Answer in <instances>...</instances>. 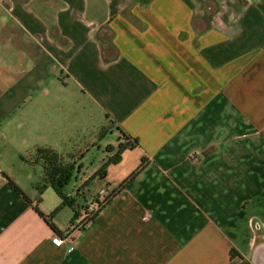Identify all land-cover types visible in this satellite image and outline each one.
<instances>
[{
    "label": "crops",
    "instance_id": "obj_1",
    "mask_svg": "<svg viewBox=\"0 0 264 264\" xmlns=\"http://www.w3.org/2000/svg\"><path fill=\"white\" fill-rule=\"evenodd\" d=\"M119 130L139 146L102 190L145 168L80 230L63 208L61 238L35 210L61 205L40 150L78 167L81 207ZM260 246L264 0H0V264H254Z\"/></svg>",
    "mask_w": 264,
    "mask_h": 264
},
{
    "label": "trees",
    "instance_id": "obj_2",
    "mask_svg": "<svg viewBox=\"0 0 264 264\" xmlns=\"http://www.w3.org/2000/svg\"><path fill=\"white\" fill-rule=\"evenodd\" d=\"M120 131V142L118 146L115 148L113 146H108L106 148L107 158L104 159L101 168L94 174L89 180L83 183L82 188L78 190L76 193L81 195V192L84 191L85 187L89 185V182L95 180L96 178H103L107 174V170L112 165L117 164L122 155L129 150H134L139 146V141L137 139L128 136L122 130ZM43 158L45 159L46 168L49 173L50 184L53 190L56 192L58 197L61 199V205L56 208L49 216L44 215L38 208H35L36 212L50 225L51 229L59 235L61 238L63 234L60 230L52 223V219L65 207H69L73 210V226L76 227L77 230L82 229L93 223L101 213V211L110 204L113 199H115L121 192H123L126 187L131 183L139 173L145 168L146 162L143 159L141 166L138 168L136 172H134L127 180H125L117 189L112 191L107 197L103 200H93L91 203L79 207L77 204V198L70 195L66 191V187L70 184L71 180L74 178L76 167L74 164L68 166L64 169L57 168L52 162V152L47 150H40L39 152ZM79 169H82V166H79ZM13 187L18 191L21 190L11 182ZM80 193V194H79ZM41 200H39L40 202ZM75 224H77L75 226Z\"/></svg>",
    "mask_w": 264,
    "mask_h": 264
},
{
    "label": "rangeland",
    "instance_id": "obj_3",
    "mask_svg": "<svg viewBox=\"0 0 264 264\" xmlns=\"http://www.w3.org/2000/svg\"><path fill=\"white\" fill-rule=\"evenodd\" d=\"M106 33H104L105 35ZM97 150L93 149L92 151V155H90V158L88 159L87 163H86V167L87 168H92L95 167L98 164V160L99 157L97 156ZM78 169V167H76V170ZM108 179L106 177L103 178H98L97 180H93L91 182H89V185L85 187L83 192H86V197L90 196L92 193H95L96 195L99 194V192H101L102 189H106L108 187ZM77 184L75 178H73L70 182V184L66 187V191H71L73 190V188L75 187V185Z\"/></svg>",
    "mask_w": 264,
    "mask_h": 264
},
{
    "label": "water",
    "instance_id": "obj_4",
    "mask_svg": "<svg viewBox=\"0 0 264 264\" xmlns=\"http://www.w3.org/2000/svg\"><path fill=\"white\" fill-rule=\"evenodd\" d=\"M264 263V246H260L254 255V264Z\"/></svg>",
    "mask_w": 264,
    "mask_h": 264
},
{
    "label": "built area",
    "instance_id": "obj_5",
    "mask_svg": "<svg viewBox=\"0 0 264 264\" xmlns=\"http://www.w3.org/2000/svg\"><path fill=\"white\" fill-rule=\"evenodd\" d=\"M106 192H108L107 190H102L101 191V196L103 197V199L105 198V197H107L108 196V194L106 193ZM56 242L58 243V244H60L61 243V241H60V239H56Z\"/></svg>",
    "mask_w": 264,
    "mask_h": 264
}]
</instances>
